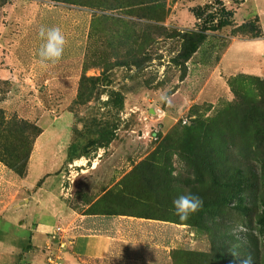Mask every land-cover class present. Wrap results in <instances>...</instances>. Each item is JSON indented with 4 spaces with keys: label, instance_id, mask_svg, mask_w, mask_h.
Wrapping results in <instances>:
<instances>
[{
    "label": "rangeland",
    "instance_id": "rangeland-1",
    "mask_svg": "<svg viewBox=\"0 0 264 264\" xmlns=\"http://www.w3.org/2000/svg\"><path fill=\"white\" fill-rule=\"evenodd\" d=\"M62 1L77 3L78 32L49 16L42 26L67 44L41 62L34 46L10 53V0H0V227L35 224L32 205L52 194L78 212L189 230L167 252L149 226L150 246L93 264H264V77L220 68L230 41L261 36L254 18L235 17L243 0ZM208 27L185 60V32ZM189 192L203 207L182 221L172 202Z\"/></svg>",
    "mask_w": 264,
    "mask_h": 264
},
{
    "label": "crops",
    "instance_id": "crops-1",
    "mask_svg": "<svg viewBox=\"0 0 264 264\" xmlns=\"http://www.w3.org/2000/svg\"><path fill=\"white\" fill-rule=\"evenodd\" d=\"M75 5L76 2L62 0H10V53L16 50L28 52L31 46L37 48L35 51L38 52L39 29L52 15L65 14L75 23V29H72L73 26L71 29L77 33L79 8ZM234 14L239 17V23L249 17L256 18L261 36L230 41L222 54L220 68L226 76L246 73L264 77V0H243L235 8ZM12 15L16 17L15 22H19L14 23L16 28L18 25L19 32L11 31ZM12 37L20 38V41L14 40L12 43ZM22 47H26L27 51L22 50ZM230 51L232 53L229 57ZM59 142L58 145L61 146ZM37 146L36 141L29 161V172ZM41 146V149L46 147L44 144ZM36 158L40 160L41 156ZM33 206L37 210L35 224H26L10 217L9 228L0 227V264H48L49 250L46 247L49 243L59 249L57 254L61 264H93L108 259L120 260L128 254L133 255L134 251L150 246V227L155 228V234L162 241L155 245L167 252L177 244L176 239L184 241L189 236L185 224L147 216L78 212L52 194L46 195L40 203ZM58 227L61 231L53 238L51 235ZM168 232L172 242L165 245V233ZM29 240L33 245L31 248L28 247Z\"/></svg>",
    "mask_w": 264,
    "mask_h": 264
},
{
    "label": "clouds",
    "instance_id": "clouds-1",
    "mask_svg": "<svg viewBox=\"0 0 264 264\" xmlns=\"http://www.w3.org/2000/svg\"><path fill=\"white\" fill-rule=\"evenodd\" d=\"M42 43L37 55L41 62L59 61L65 52L67 40L60 27L41 26L38 33ZM160 100L171 105L167 93H161ZM175 214L180 220L186 221L192 214L197 213L203 207L202 199L192 193L181 194L173 200Z\"/></svg>",
    "mask_w": 264,
    "mask_h": 264
},
{
    "label": "trees",
    "instance_id": "trees-1",
    "mask_svg": "<svg viewBox=\"0 0 264 264\" xmlns=\"http://www.w3.org/2000/svg\"><path fill=\"white\" fill-rule=\"evenodd\" d=\"M103 4H100L99 6H102ZM253 21L256 23L257 25V19L254 18ZM245 24V23H244ZM243 24V25H244ZM221 25V24H220ZM242 26V25H241ZM258 27V25H257ZM259 28V27H258ZM209 29L208 28H203L200 29V31H187L185 32L183 38V42H184V46L182 48V53L181 55L183 56V58L185 60L189 59V57L195 52V50L198 48L199 44L205 39V30ZM261 35V31L259 32V36ZM18 125L22 124V121L18 120L17 121ZM20 126V125H19ZM238 180V177H236ZM239 191H231L230 192V196L232 195H236ZM241 198V197H240ZM34 233H32L33 235ZM33 245L31 243V240H29L28 242V247L31 248ZM23 251H25V248L22 249Z\"/></svg>",
    "mask_w": 264,
    "mask_h": 264
},
{
    "label": "built area",
    "instance_id": "built-area-1",
    "mask_svg": "<svg viewBox=\"0 0 264 264\" xmlns=\"http://www.w3.org/2000/svg\"><path fill=\"white\" fill-rule=\"evenodd\" d=\"M60 228L58 227L56 229V232L51 235L53 238H55L57 232H59ZM61 231V230H60ZM49 250V254L47 255V262L48 264H61L60 256L57 254H54L55 252L51 249V244H47L46 247Z\"/></svg>",
    "mask_w": 264,
    "mask_h": 264
}]
</instances>
